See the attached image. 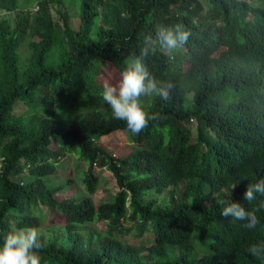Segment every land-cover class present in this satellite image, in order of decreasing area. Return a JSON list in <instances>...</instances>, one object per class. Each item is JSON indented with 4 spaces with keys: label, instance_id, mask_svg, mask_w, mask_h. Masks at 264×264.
<instances>
[{
    "label": "trees",
    "instance_id": "16d2710c",
    "mask_svg": "<svg viewBox=\"0 0 264 264\" xmlns=\"http://www.w3.org/2000/svg\"><path fill=\"white\" fill-rule=\"evenodd\" d=\"M72 3L78 28L61 15L66 43L43 4L33 20L19 14L13 29L0 22V242L16 228L40 230L47 208L52 228L41 229V264H264L248 252L264 243V197L243 199L264 175L247 147L258 101L241 57L262 27L258 13L240 0ZM17 7V0H0V10ZM177 24L190 32L186 51L169 59L157 47L145 58L149 72L174 88L167 100L141 97L154 119L134 136L113 117L103 85L119 81L158 25ZM24 43L28 63L20 62ZM235 76L242 80L232 85ZM119 132L133 150L116 158L98 142ZM69 156L87 166L84 194L58 201L67 184L51 181ZM93 167L113 176L117 190L107 202L91 198L100 178ZM230 200L258 206L255 230L221 215V201Z\"/></svg>",
    "mask_w": 264,
    "mask_h": 264
},
{
    "label": "clouds",
    "instance_id": "9594fccd",
    "mask_svg": "<svg viewBox=\"0 0 264 264\" xmlns=\"http://www.w3.org/2000/svg\"><path fill=\"white\" fill-rule=\"evenodd\" d=\"M240 1H244L254 9L262 23L258 35H250L243 43L241 57L245 72L250 73L254 78L252 90H256L258 101L251 128L252 139L247 147L251 154H255L254 159L260 156L262 164L258 168L264 174V0ZM247 14L250 15V12L247 11ZM248 21V17L243 19L242 27ZM189 36L190 32L186 31L183 25H158L154 37H144L139 56L127 63L120 73L119 81L106 82L103 85L104 102L111 109L115 119L126 122L127 129L132 135H139L148 127L149 121L154 119L141 107V97L157 96L167 100L174 88L172 82L160 80L149 72L145 58L159 47L171 59L176 51H186L184 45ZM250 56L251 58H248ZM189 66L188 64V68ZM241 80L242 78L235 76L231 83L236 85ZM260 178L262 179L246 187L243 194L245 201H255L257 194L264 197V175ZM221 204L223 217L244 222L243 227L248 230H255L260 223L256 214L259 210L256 204L250 210L235 200L221 201ZM39 237L40 232L36 227L16 228L10 231L0 242V264H41L42 244L39 242ZM248 252L254 257L264 258V243L252 244Z\"/></svg>",
    "mask_w": 264,
    "mask_h": 264
},
{
    "label": "rangeland",
    "instance_id": "374dc122",
    "mask_svg": "<svg viewBox=\"0 0 264 264\" xmlns=\"http://www.w3.org/2000/svg\"><path fill=\"white\" fill-rule=\"evenodd\" d=\"M63 3L57 2V0H17V10L14 12H7L4 10H0V22L5 21L9 25L11 29H13L17 23V17L19 14L26 15L28 14L32 19L35 14L39 15L40 13V4H43L47 8V12L49 15V19L51 20L53 26L57 30L60 35V38L66 43V36L63 34V26H62V19L61 15L69 16L70 24L73 31L77 30L78 25V10L77 7L72 3V0H62ZM33 20V19H32ZM33 42L37 41V38L32 39ZM20 62L28 63V59L30 57V49L27 43H24L20 49ZM130 59L127 60L129 62ZM188 68V64L182 66V69L185 71ZM192 93L189 94V99L191 98ZM149 97H143L144 100L148 99ZM62 119L70 118V115L67 114H59ZM191 135H194V127H191ZM99 146L103 149L107 150L111 153L114 157L118 158L121 156H125L133 150L132 142L129 141L127 135L124 133H116L111 137H104L101 138L98 142ZM51 149H55L56 146L54 143L50 145ZM94 172L99 174V183H98V190L97 192L91 196L94 203H98L101 199L102 202H107L109 200V195L113 197L114 192H116V187H114V180H112L113 176L107 172L104 168L99 169L97 167H93ZM87 166L78 161L75 156H69L64 158L60 163H58V170L56 171L55 175L52 177V184H60L65 183L67 184L62 190L56 193L55 198L58 201H61L65 198H70L73 196L79 195V193L84 194L83 187H82V177L83 173L86 171ZM86 195V194H85ZM164 195V194H163ZM40 215L43 219L44 228L48 227L51 229L52 227L48 226V221L51 219L52 214L50 209L41 208ZM105 222H99L95 224L96 229L99 232H105ZM43 227L41 229H43ZM39 230L42 233V230ZM51 233H48V237ZM47 237V233L44 234ZM128 240L133 241V237H128ZM151 244V242H148Z\"/></svg>",
    "mask_w": 264,
    "mask_h": 264
},
{
    "label": "built area",
    "instance_id": "2783aa9c",
    "mask_svg": "<svg viewBox=\"0 0 264 264\" xmlns=\"http://www.w3.org/2000/svg\"><path fill=\"white\" fill-rule=\"evenodd\" d=\"M93 165H95V164H93Z\"/></svg>",
    "mask_w": 264,
    "mask_h": 264
}]
</instances>
